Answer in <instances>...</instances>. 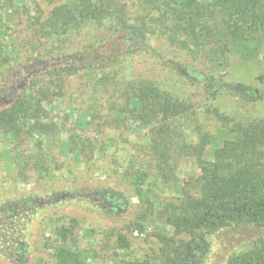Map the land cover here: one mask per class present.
I'll return each instance as SVG.
<instances>
[{
  "label": "trees",
  "instance_id": "16d2710c",
  "mask_svg": "<svg viewBox=\"0 0 264 264\" xmlns=\"http://www.w3.org/2000/svg\"><path fill=\"white\" fill-rule=\"evenodd\" d=\"M45 2L48 10L28 16L26 25L32 35L29 42L38 43L46 57H53L58 45L87 29H103L108 32L107 38L133 43L134 48H128L127 53L146 54L184 82L201 87L210 101L228 95L247 104L264 103L263 90L227 79L224 72L231 56L253 61L261 54L264 0H143L153 12L151 21L160 32L157 38H162L169 49L183 53L189 62H176L150 49L147 40L153 34L152 29L149 30L144 19L131 20L126 16L125 0ZM18 23L22 21L14 25ZM111 55L100 58L97 63L83 64L71 62L62 54L50 58L55 59L52 63L32 59L29 54L26 60L39 65L37 73L30 72L19 85L21 90L15 101L0 109V134L13 139L18 149L26 141L30 144L29 138L34 136L51 137L54 126L45 124L49 112L43 105L63 92L61 86L58 94L51 90L54 82L80 71L93 74L97 67L115 64L121 54ZM62 58L68 59L62 63ZM118 77L116 72L104 73L96 80L91 76L94 85L105 86L107 109L103 106L95 109L103 98L93 95L92 105L82 110L85 122L81 128H89L98 120L100 126L108 128L135 123L149 129L146 146L142 148L145 162L139 167V162H132L130 168V184L138 210L135 219L125 228L140 236L153 231L155 248L152 256L147 255L141 261H122V264H206L213 235L224 232L229 239L247 229H264V118L239 120L217 109H207L212 114V123L207 126L214 127L213 131L206 126L197 127L193 132L197 134V142L191 143L184 124L192 115L191 105L185 99L153 80L139 77L119 80ZM36 79L42 80L43 88H37ZM3 92H8V88L0 91ZM102 111H105L103 116ZM67 144L77 158L83 152L80 145L93 152L101 151L94 141L76 133L68 137ZM40 147L37 141L34 148ZM22 153L14 154L12 161L13 165L17 161L23 164L24 175L25 170L38 168L39 158L44 154L40 151L34 155L28 150ZM184 158L195 160L198 175L176 188L174 165ZM49 171L44 167L40 176L51 177ZM97 189L90 194L95 198L91 201L106 216L119 215L129 208L131 199L124 193L103 187ZM170 189L177 192L175 198H160L161 191ZM35 205L25 199L20 204L3 205L0 210L17 215ZM73 229L72 223L54 230L53 264H83L80 254L68 246ZM116 244L122 250L130 247L120 233ZM26 250L27 244L17 241L11 245L8 257L24 260ZM223 264H264V235L234 247Z\"/></svg>",
  "mask_w": 264,
  "mask_h": 264
},
{
  "label": "rangeland",
  "instance_id": "374dc122",
  "mask_svg": "<svg viewBox=\"0 0 264 264\" xmlns=\"http://www.w3.org/2000/svg\"><path fill=\"white\" fill-rule=\"evenodd\" d=\"M125 1L126 16L131 20L144 19L149 30L152 29L153 34H149L147 40L150 49L167 55L166 57L176 62L190 61L183 57V53H179L182 55L180 56L173 49H169L162 38H157L160 32L151 21L154 15L149 5H145L143 0ZM8 3H11L10 10ZM47 10L45 0H0V91L8 88V92L0 93V109L15 101L21 90L19 85L23 84V79L28 77L30 72L35 70L37 73L39 65L35 61L26 60L29 54L32 59L40 58V62L46 63L54 62L55 59L50 58L62 54L67 55L71 62L83 64L97 63L100 58L104 59L111 54L121 55L115 64L96 66L93 74L80 71L54 82V88L51 90L58 94L61 86L63 92L50 99V103L43 105L49 112L45 124L54 126L51 137L34 136L29 138L30 144L26 141L18 149L13 139L0 134V208L3 205L20 204L25 199L36 204L35 207L24 209L17 215L0 210V264H53V245L56 240L54 230L62 226L68 227L72 223L73 235L68 246L80 254L83 264L141 261L147 255L152 256V249L155 248V239L152 236L154 232L147 231L140 236L136 232L127 231L125 226L135 219L138 210V201L134 198L130 184V168L134 164L132 162H139L138 167L145 162L142 148L146 146L149 129L140 128L135 123L108 128L100 126L98 120H94L89 128H81L85 122V111L82 110L92 105L93 95H102L103 98L95 109L102 106L107 109L105 86L96 83L94 85L91 76L96 80L102 78L104 73L116 72L119 80L139 77L169 88L171 93L191 105L192 115L190 120L184 123L187 140L191 143L197 142V134L193 133L197 127L206 126L207 130L213 131L214 127L207 126L212 119V114L207 109H217L220 113L239 120L257 119L264 118V103L247 104L228 95L210 101L201 87L184 82L172 70L163 67L146 54L127 53L126 50L134 48V44H125L121 38H107L108 32L103 29H87L77 37H71L58 45L57 53H53V57H46L38 43L29 42L32 35L26 20L28 16ZM18 20L22 23L14 25ZM66 59H63L62 63ZM225 70L227 79L246 82L264 91V48L253 61L231 56ZM36 82L37 88H43L41 79H36ZM104 113L105 111H102V116ZM74 133L94 141L101 151L93 152L90 148L85 149L80 145L83 152L77 158L73 155L71 146L67 144L68 137ZM37 141L41 144L39 149L34 148ZM27 150L34 155L41 151L44 160L43 156L39 158L38 168L25 170L23 175V164L17 161L13 165L12 160L14 154L21 155L22 152L27 153ZM44 167L51 171V177L40 176ZM174 167L178 180L176 188L181 187L192 176L198 175L194 159L178 160ZM100 187L124 193L131 199L129 208L111 217L94 208L97 204L91 201L95 198L90 194ZM59 196L63 198L56 200ZM159 196L162 199L175 198L177 192L170 189L161 191ZM118 233L127 238L129 249L118 248ZM224 234L217 233L210 238L211 254L206 264H223L227 254L234 247L254 237L263 236L264 229H247L236 238L229 239ZM17 241L27 244L24 260L8 257L11 245Z\"/></svg>",
  "mask_w": 264,
  "mask_h": 264
},
{
  "label": "water",
  "instance_id": "95a60500",
  "mask_svg": "<svg viewBox=\"0 0 264 264\" xmlns=\"http://www.w3.org/2000/svg\"><path fill=\"white\" fill-rule=\"evenodd\" d=\"M61 198H63V196H59V197H57L56 200H57V199H61Z\"/></svg>",
  "mask_w": 264,
  "mask_h": 264
}]
</instances>
